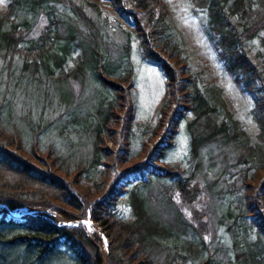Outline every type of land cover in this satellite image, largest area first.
I'll return each mask as SVG.
<instances>
[{"label":"trees","instance_id":"trees-1","mask_svg":"<svg viewBox=\"0 0 264 264\" xmlns=\"http://www.w3.org/2000/svg\"><path fill=\"white\" fill-rule=\"evenodd\" d=\"M104 2L118 25L126 23L122 29L138 41L145 60L162 71L156 116L140 123L145 159L117 169L130 159L135 73L127 47L115 56L106 50L108 22L97 18L98 5L91 4V17L74 0H6L0 9V203L10 210L35 204L68 219L89 217L107 245L103 259L97 238L80 221L61 223L46 212L13 219L5 208L0 264L216 263L221 245L205 238L202 223L198 228L181 209L160 220L146 199L145 188L160 179L162 188L185 191L182 166L162 160L181 119L191 157L216 146L208 164L217 159L220 166L208 183L214 186L226 170L239 180L235 204L219 215L234 227L237 260H219L264 264V0H190L206 16L203 30L222 68L252 99V141L226 107L220 84L188 62L164 0ZM42 14L45 21L35 32ZM68 27L76 31L67 34ZM78 71L95 85L91 95L59 90L64 81H76ZM44 133L52 136L48 142ZM226 185L212 190L213 199L225 197ZM251 229L256 238L247 240Z\"/></svg>","mask_w":264,"mask_h":264},{"label":"rangeland","instance_id":"rangeland-1","mask_svg":"<svg viewBox=\"0 0 264 264\" xmlns=\"http://www.w3.org/2000/svg\"><path fill=\"white\" fill-rule=\"evenodd\" d=\"M74 1H78L82 11L91 17H96V11L91 4L94 3L98 5V8H100L102 12L99 13L97 18L101 19L104 16L108 22L104 24L108 32L104 41L108 42L106 44V50H108L111 56H115L119 52L121 54L125 53V48L127 47V57L129 62L132 63L133 72L135 73L134 94H136L135 103L137 105L135 108L136 116L134 119L136 123L132 130L134 135L133 138H131L129 144L130 148L128 149L130 159L128 158V160L118 165L117 169L123 165L133 166L135 163H138V161L140 162L142 159H145L141 149V142L144 140L145 136L141 135V129L143 126L140 125V123L147 120L151 121L154 116H156V109L157 106L160 105L159 102L163 94L164 82L162 71H160L156 65L153 66L145 60L137 45L138 41H136L133 35H126V31H124L125 29H122L126 27V23L121 22V25L117 24V21L111 12L112 10L108 9L104 0ZM5 2L6 0H4L3 4H0V9L4 6ZM164 2L168 7L169 22L172 27L175 28L176 37L179 39L181 47L187 55V59H189L188 62L193 68L198 67L203 69V75L207 80L220 84L222 89H224L222 95L224 100H226V107L231 110L233 117L236 118L239 121V125L247 131L246 133L252 141L254 139V133L257 132L256 124L254 122L255 120H253L250 114L252 99H250V96L246 91H243L239 85L232 81L233 79L230 74L225 72V69L222 68L219 58H217V55L214 52L215 48H213L212 43L204 33L203 22L206 16H204L203 11L196 8L195 4L190 2V0H164ZM68 12L72 14L71 10H68ZM44 21L45 19L42 14L37 20L38 23L34 28L35 32L43 25ZM74 31H76L75 28L68 27L64 32L72 34ZM77 50L78 49H75V52ZM71 54H73V52ZM70 61L71 60H67L68 65L70 64ZM77 75L78 78L76 81H72L71 83H69V81L68 83L64 81L60 85L61 89L59 90L64 91V93H68L72 90L75 94H79L78 96L80 97H83L81 96L82 94L91 95L90 91L93 90L95 85H93V83L87 84V76L82 74V72L78 71ZM74 93L72 92V95H74ZM178 124L177 135L174 138L173 146H170L166 150L162 160L165 163L182 166L185 176H188L185 183V191L181 192L178 188H162V186H165L163 183L165 180L161 181L160 179V183L159 181H154L149 187L145 188L147 194L146 199H148L147 202L150 206V210H152V215L160 220L165 219V216L168 214H178V211L181 209L185 219H188V221L195 224L198 228L203 226L202 228L205 229L204 232L206 233L205 238L210 239L212 243L214 242L212 244L214 246L217 244L221 245V253L217 252V254L214 255V258L217 259V262L214 264H224L219 258L222 260H227L226 257L234 259L233 254L238 249L235 245L233 246L232 243L233 238L231 229L234 227H232L229 222L227 223L221 219V221H219V215L221 210L224 211L227 205L231 208L235 204V198L237 195L234 189L235 187L240 186L239 180L236 179L235 176L233 178L230 177L231 175L228 174V172L232 170H226L221 175V178H218L215 183L216 186H211L213 184L208 182L214 176L212 175V172L217 171L220 166L217 159L214 160L211 167H209L210 165L208 164L209 158H211L212 155H216L215 144L212 143L209 146L201 147L198 155L191 157L189 154V134L183 126V119H181ZM51 137L50 134L44 133L42 134L41 139L48 142L47 139L50 140ZM227 153L229 154L227 156V159H229L227 162H230V155L232 153ZM156 164L164 166L163 163L156 162ZM231 179H233V181H231ZM224 183L225 185L227 184L225 186V197L220 200L213 199L214 195L212 194V190L221 187ZM207 184L210 186V189ZM2 207H4V210L6 208V211H17L18 213H22V215L46 212L45 215H47V217L55 219L61 223H66L67 221L74 222L76 220L64 218L59 212L41 205H22L16 209L13 208L12 210L8 209L4 204H2ZM121 207L125 211L128 209V206L126 205H122ZM80 221L85 224L86 233L90 234L92 239L93 237L97 238V250L99 254L104 255L107 238L105 233L101 230L100 225L89 219V217L81 218ZM87 221L94 224L93 226L95 230L92 232L88 231ZM188 234H190V232H188ZM246 237L247 240L256 238L254 230H248ZM234 260H232L231 263L228 261L227 264H234ZM185 264L195 263L194 261H188Z\"/></svg>","mask_w":264,"mask_h":264},{"label":"water","instance_id":"water-1","mask_svg":"<svg viewBox=\"0 0 264 264\" xmlns=\"http://www.w3.org/2000/svg\"><path fill=\"white\" fill-rule=\"evenodd\" d=\"M3 210H4V207H2V204L0 203V212H3ZM6 217H8V218H15V219H21V218H23V215H22V213H18L17 211L16 212H13V211H6ZM204 218V217H203ZM205 219V218H204ZM78 221H80V219H76L74 222L76 223V222H78ZM81 222V221H80ZM106 256V250H105V253H104V255H102V258L104 259V257Z\"/></svg>","mask_w":264,"mask_h":264},{"label":"bare ground","instance_id":"bare-ground-1","mask_svg":"<svg viewBox=\"0 0 264 264\" xmlns=\"http://www.w3.org/2000/svg\"><path fill=\"white\" fill-rule=\"evenodd\" d=\"M87 223H88V225H87V228H88V231L89 232H92L93 230H95V228H94V224L93 223H91V222H89V221H87ZM98 231V230H97Z\"/></svg>","mask_w":264,"mask_h":264},{"label":"snow or ice","instance_id":"snow-or-ice-1","mask_svg":"<svg viewBox=\"0 0 264 264\" xmlns=\"http://www.w3.org/2000/svg\"><path fill=\"white\" fill-rule=\"evenodd\" d=\"M4 3V0H0V4H3Z\"/></svg>","mask_w":264,"mask_h":264}]
</instances>
